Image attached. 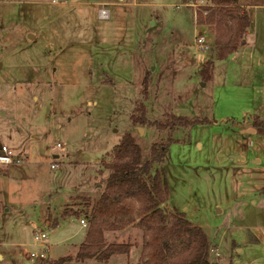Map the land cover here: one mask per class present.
<instances>
[{
  "label": "rangeland",
  "instance_id": "374dc122",
  "mask_svg": "<svg viewBox=\"0 0 264 264\" xmlns=\"http://www.w3.org/2000/svg\"><path fill=\"white\" fill-rule=\"evenodd\" d=\"M211 2L0 0V143L20 159L0 165V264H104L76 260L88 228L79 218L126 132L145 158L154 142L174 139L154 169L168 208L205 230L213 260L264 264V238L255 242L264 236V126L241 133L243 123L264 121V0H242L254 21L224 59L205 20ZM103 6L110 19L99 17ZM200 31L208 51L196 45ZM209 60L207 80L200 70ZM141 103L151 121L178 113L208 121L161 131L133 122ZM237 153L246 159L231 158ZM64 209L81 215L54 227ZM39 229L49 233L50 257L31 256L45 249L34 241Z\"/></svg>",
  "mask_w": 264,
  "mask_h": 264
},
{
  "label": "trees",
  "instance_id": "16d2710c",
  "mask_svg": "<svg viewBox=\"0 0 264 264\" xmlns=\"http://www.w3.org/2000/svg\"><path fill=\"white\" fill-rule=\"evenodd\" d=\"M205 18L216 28L218 58H227L246 42L251 14L240 0H212ZM200 21H204L203 15H200ZM213 67L214 61L209 60L200 70L207 80L213 76ZM141 104L142 114L133 115V122L153 125L161 131H174L208 121L179 113L170 114L164 121H151L146 114V105ZM255 124L264 126L262 120H255ZM173 140L169 137L165 143L154 142L149 157L145 158L132 132L122 136L113 152L108 154V161L103 163V168L109 171L104 187L97 198L85 199L84 213L89 225L85 239L79 245L77 261L96 259L106 264L115 255H129L133 243L110 242L105 233L132 225L143 232V242L138 262L129 264H219L211 257L212 244L205 230L188 220L184 213L169 212L163 207L169 198V190L162 172L154 167L164 161ZM80 215L78 210L64 209L60 218H54L53 226H58L63 219ZM62 261L64 259L50 264Z\"/></svg>",
  "mask_w": 264,
  "mask_h": 264
},
{
  "label": "crops",
  "instance_id": "0c3cea01",
  "mask_svg": "<svg viewBox=\"0 0 264 264\" xmlns=\"http://www.w3.org/2000/svg\"><path fill=\"white\" fill-rule=\"evenodd\" d=\"M241 4L243 6H245V7H247L250 10V14H251V24H252L253 21H254L253 15H252V7L250 6V4H248L246 2L243 3L242 0H241ZM250 26H249V28H250ZM249 28L247 30V34H248V31H249ZM179 114H181V113H179ZM258 119L259 120H262L259 117H258ZM261 128H263V127L262 126H257L255 124V120H254V122H252V123L251 122L248 123V124H244L243 123L242 124L241 133L247 134L248 136H253L256 133H258ZM0 145H1V143H0ZM2 145H4V144H2ZM231 158L239 159V160H245L246 159L245 155L242 154V153L231 154ZM106 161H108V159H105L104 162H106ZM164 161H165V159H164ZM254 162H256V163L260 162V158L258 157L256 159H254ZM263 193H261V194L264 195ZM167 204H168V200L163 204V207H165L169 212H174V211H172V210H170L168 208ZM77 218H79V217H77ZM81 218H79V219H81ZM193 224H195V223H193ZM58 226H60V223H59ZM85 229H86L85 231L87 232V228H85ZM86 232H85V236H86ZM105 236H106L107 240L110 241V242H129L130 241L131 243H133V248H132V251H131V253L129 255H115L106 264H129V263H136V262H138L139 257H140V250H141V246H142V242H143V232L139 228L131 225V226H128L127 228H125L123 230H119V231H107L105 233ZM51 238L54 239V234H51ZM261 238H264V236H261L259 239L258 238L255 239V242H261V241H263V240H261ZM79 245L76 244V246H75V257H76V254H77ZM212 248H213V245H212ZM236 251L237 252H241V251H243V249L241 247H236ZM87 261L88 262L89 261L96 262L97 260L96 259H89V260H86L85 262H87ZM219 264H222V263L219 262Z\"/></svg>",
  "mask_w": 264,
  "mask_h": 264
},
{
  "label": "built area",
  "instance_id": "2783aa9c",
  "mask_svg": "<svg viewBox=\"0 0 264 264\" xmlns=\"http://www.w3.org/2000/svg\"><path fill=\"white\" fill-rule=\"evenodd\" d=\"M207 12V11H206ZM99 17L102 19H110L111 17V11L103 6L99 9ZM196 25L198 26V22L196 21ZM196 45L199 49L202 51H208L212 46V41L207 35L206 32H200L195 39ZM61 144H58L57 146H54L52 150H56L58 147H60ZM14 162H20V159L18 156L14 155V152L6 145H0V165L1 164H11ZM54 166V165H52ZM80 223L84 227H88L89 220L87 217H82L80 219ZM34 241L38 244L44 245L45 249L41 252H32V257H40V258H46L48 257L49 252V233L43 229H39L34 233Z\"/></svg>",
  "mask_w": 264,
  "mask_h": 264
},
{
  "label": "water",
  "instance_id": "95a60500",
  "mask_svg": "<svg viewBox=\"0 0 264 264\" xmlns=\"http://www.w3.org/2000/svg\"><path fill=\"white\" fill-rule=\"evenodd\" d=\"M2 66V64L0 63V67Z\"/></svg>",
  "mask_w": 264,
  "mask_h": 264
}]
</instances>
